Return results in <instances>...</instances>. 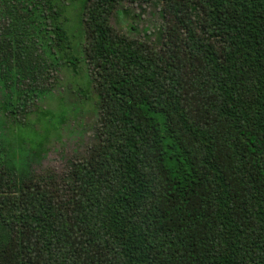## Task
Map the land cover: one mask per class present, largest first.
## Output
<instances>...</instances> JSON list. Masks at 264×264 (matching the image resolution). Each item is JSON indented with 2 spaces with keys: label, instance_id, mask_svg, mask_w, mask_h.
Here are the masks:
<instances>
[{
  "label": "trees",
  "instance_id": "trees-1",
  "mask_svg": "<svg viewBox=\"0 0 264 264\" xmlns=\"http://www.w3.org/2000/svg\"><path fill=\"white\" fill-rule=\"evenodd\" d=\"M125 2L161 5L159 46ZM83 54L97 141L37 170ZM0 264H264V0H0Z\"/></svg>",
  "mask_w": 264,
  "mask_h": 264
},
{
  "label": "rangeland",
  "instance_id": "rangeland-1",
  "mask_svg": "<svg viewBox=\"0 0 264 264\" xmlns=\"http://www.w3.org/2000/svg\"><path fill=\"white\" fill-rule=\"evenodd\" d=\"M160 7L161 5L158 6L154 2H125L121 10L124 8L126 10L117 13L112 18V24L122 32L159 46L162 41H157L158 29L164 23L160 15ZM82 46H85V40ZM83 56V61L78 62L80 73L74 75L69 68L54 73L57 78L53 75L50 79V86L54 90L40 101L44 109L49 108L58 113L59 102L64 100L69 113L61 132L51 134L43 160L35 165L37 170L51 168L55 173L62 175L76 160L89 154L97 141L100 119L98 96L95 85L92 82L88 83L90 67L84 60V54ZM70 90L73 91L72 94Z\"/></svg>",
  "mask_w": 264,
  "mask_h": 264
}]
</instances>
